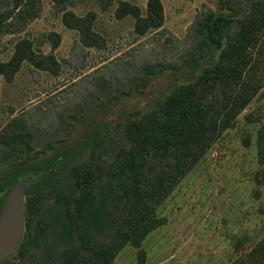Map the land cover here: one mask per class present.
<instances>
[{"label": "rangeland", "instance_id": "obj_1", "mask_svg": "<svg viewBox=\"0 0 264 264\" xmlns=\"http://www.w3.org/2000/svg\"><path fill=\"white\" fill-rule=\"evenodd\" d=\"M102 1L69 6L74 16L89 17L88 36L71 28L49 0L36 4L38 16L23 31L16 32L22 20H9L0 34V64L16 58L24 40L48 67L25 60L14 74H0V196L8 187L6 200L21 181L33 179L22 195V242L0 264H56L60 240L53 229L52 244L45 235L39 240L37 230L40 221L66 210L58 199L79 196L78 167L97 148L100 166H108L126 143L125 124L158 109L216 64L222 50L210 45L208 20L202 21L210 14L244 17L253 0H160L163 25L144 34L130 12L145 18L149 0H113L106 9ZM41 168L50 169L21 176ZM37 196L40 215L28 228V200ZM152 219L155 227L143 241L128 244L111 264H239L264 238V82ZM27 239L33 242L23 251Z\"/></svg>", "mask_w": 264, "mask_h": 264}, {"label": "trees", "instance_id": "obj_2", "mask_svg": "<svg viewBox=\"0 0 264 264\" xmlns=\"http://www.w3.org/2000/svg\"><path fill=\"white\" fill-rule=\"evenodd\" d=\"M49 1L64 14L71 28L84 36L93 34L89 17L80 18L69 12V6L79 0ZM37 3H41L40 0H0V34L8 30L10 22L18 20L22 23L16 32L23 31L25 25L38 16ZM102 3L106 9L113 0ZM130 13L138 18L136 30L141 34L163 25L164 10L160 0L148 1L145 18L139 17L138 12ZM68 17L73 19L69 21ZM206 19L210 45L222 50L218 62L195 82L181 87L163 101L158 109L125 124L126 143L108 166H100L102 151L94 150L88 163L79 166L76 172L79 173V196L73 200L58 199L66 210L58 212L56 219L40 221L39 240L45 235L46 242L52 244L49 230L53 229V235L60 240L61 254L73 251L69 258L60 254L56 264H111L128 244H140L155 227L152 219L155 212L179 180L191 172L262 89L264 75L258 72L259 58L264 59V0H253L250 13L244 17L210 14L202 23ZM229 29L231 35L227 34ZM21 42L16 58L0 64V74H14L25 60L44 70L48 68L39 62L40 55L30 44ZM84 42L94 46L90 38H85ZM49 169L27 171L21 176ZM85 174L91 179L82 180ZM7 189L0 196V211ZM41 201L40 196L28 200V228L34 217L39 218ZM57 224L59 230H56ZM39 235L34 230V240ZM31 242L33 239L24 241L21 249H28ZM53 252L50 253L53 255ZM239 264H264V238Z\"/></svg>", "mask_w": 264, "mask_h": 264}, {"label": "water", "instance_id": "obj_3", "mask_svg": "<svg viewBox=\"0 0 264 264\" xmlns=\"http://www.w3.org/2000/svg\"><path fill=\"white\" fill-rule=\"evenodd\" d=\"M33 179L28 178L14 187L7 196L0 217V259L17 249L25 230L22 195Z\"/></svg>", "mask_w": 264, "mask_h": 264}]
</instances>
